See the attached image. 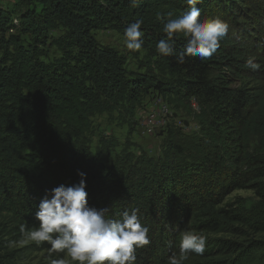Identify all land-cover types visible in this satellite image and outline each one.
Masks as SVG:
<instances>
[{"label": "trees", "instance_id": "16d2710c", "mask_svg": "<svg viewBox=\"0 0 264 264\" xmlns=\"http://www.w3.org/2000/svg\"><path fill=\"white\" fill-rule=\"evenodd\" d=\"M37 1L43 14L19 15L21 32L2 35L0 42V264H16L47 246L28 236L39 227L40 199L46 189L77 183L80 171L87 174L90 206L108 208V218L137 209L149 227L151 242L137 249L135 264H264V0L197 5L201 19L216 4L230 10L233 21L251 23L246 37L258 33L257 71L245 65L253 53L229 33L205 60L186 56L177 62L187 42L183 35L175 37L173 55H160L156 45L166 38L167 14L175 19L189 8L181 0H138L135 7L128 0ZM57 3L69 20L52 10ZM16 10L0 7V31L14 26ZM138 19L144 32L141 58L130 50L123 55L90 33L122 32ZM64 21L70 34L54 44L59 51H38L41 33L46 36L54 22ZM125 54L138 58L135 72ZM154 94L175 108L194 98L201 134L186 139L172 130L161 133L155 158L136 155L127 140L120 145L113 135L100 133L97 117L110 122L124 112L122 122L130 128L135 110ZM240 190L252 194L230 197ZM185 232L207 238L203 254H181Z\"/></svg>", "mask_w": 264, "mask_h": 264}, {"label": "clouds", "instance_id": "9594fccd", "mask_svg": "<svg viewBox=\"0 0 264 264\" xmlns=\"http://www.w3.org/2000/svg\"><path fill=\"white\" fill-rule=\"evenodd\" d=\"M135 7L138 0H130ZM201 0H187L188 10L172 19V12L163 31L166 38L158 41L157 52L162 56L175 53V37L183 35L187 42L183 51L176 57L183 63L185 57L211 58L227 37L230 25L220 17L201 19V10L197 5ZM143 20L128 24L124 31V46L132 52L141 50L144 44ZM247 68L257 71L261 65L254 57L245 61ZM159 95H156V97ZM191 98L189 103L191 105ZM199 112L196 100H194ZM79 181L74 184H60L46 189L35 211L39 227L28 233L29 239L37 244L47 242L50 264H135L136 251L148 245L149 227L142 224L138 210L124 211L120 218H108V208H96L89 205L87 174L78 172ZM207 238L195 232H185L180 239V251L188 254H203ZM63 254L52 258L53 254ZM70 258V259H66ZM171 264H178L172 260Z\"/></svg>", "mask_w": 264, "mask_h": 264}, {"label": "rangeland", "instance_id": "374dc122", "mask_svg": "<svg viewBox=\"0 0 264 264\" xmlns=\"http://www.w3.org/2000/svg\"><path fill=\"white\" fill-rule=\"evenodd\" d=\"M66 0H64L65 2ZM130 1V0H128ZM184 5L187 4V0H181ZM75 1L73 0L70 2L69 5H73ZM237 3V2H235ZM59 4V3H57ZM64 4V3H63ZM52 10L54 11L56 9L57 12L60 13V15L66 19L69 20L65 6L62 7L60 4L56 7V4H52ZM79 6V4H78ZM238 6L240 8H243L245 4L242 2H238ZM0 7L4 10L7 9L11 11L13 8H16V14L13 16L12 24L14 26H9V28H6L4 31H0V42L2 41V35L4 37H8L9 34H17L21 32V28L18 26V17L19 15H30L33 12L35 14H38L39 16L43 14L44 6L37 0H0ZM77 11V10H76ZM78 11L82 12L80 9ZM205 13L209 17H220L221 19L227 21L230 25L229 28V34L232 37H235V40L237 41V44L241 45L245 49H247L250 53H253L256 51L258 54H260L258 50L254 47V38L257 37L258 33H249L248 38L246 37L248 30L250 28L251 23H247L244 20H241L239 18H236L233 21V17H231L230 10L221 8L220 5L215 6H209ZM65 22V21H64ZM66 24H57L54 22L53 26L46 32V36L42 37L43 34H45V31L41 33L39 36L41 43H37V49L38 51H46V52H53L57 45V42L61 41L62 34H70V31L67 30L65 27ZM69 25V24H68ZM90 33L95 36V38L102 44L108 45L111 47H114V49H117L119 52L124 53L128 52V49L124 46V31L119 32L116 30H112L109 28H103V29H92L90 30ZM25 39L28 41L33 40L32 34H24ZM247 38V39H246ZM246 39V40H245ZM42 49V50H41ZM44 49V50H43ZM57 51H59V48H56ZM139 55L138 58L142 57V50L138 51ZM127 66L129 70H132L135 72V60L138 58H130L128 54H125ZM257 54L253 53L252 57H256ZM258 82L257 79L253 80L251 83L252 85H256ZM158 98H156L155 94L148 96L143 100L141 105L135 110L134 113V121L135 125H132V127L128 128L127 125H124L122 122V119H126V116L124 117V112H119V120L112 119L110 122H108L107 117L105 115L99 116L95 119V124L98 125V130L103 135H106V137L113 135L117 138L120 145L124 143L125 140L128 141V144L131 145L132 150L136 155L144 156L147 154L151 157H158L160 156V150H161V144L163 141L162 136H160L161 133L163 135H166L167 130H172L176 133H181L183 137L186 139H192L195 136H199L201 134V127L198 124L197 121V112L194 111L190 106L189 101L182 102L181 105L177 108L173 107L169 102H164L161 100V103H164L168 106L169 112L164 117L166 119V128L164 130L155 129V127H148L145 125L146 116H148L150 113H157V111H161V108L156 106L154 103ZM154 112H153V111ZM97 133L92 138V151L95 153L98 151V145H97ZM121 150V148H117L116 153H118ZM107 157L108 163H113L111 158L115 159V155L113 153H110ZM252 193L251 191H235L233 192L231 196L234 195H241L243 197L250 196ZM43 245H47L44 248L42 246H39L40 249L32 254H25L23 257V260L20 261L15 260L16 264H50L49 260V245L47 242H43ZM61 254H53L52 258H60ZM70 259V258H66ZM71 264H74V262H71Z\"/></svg>", "mask_w": 264, "mask_h": 264}, {"label": "built area", "instance_id": "2783aa9c", "mask_svg": "<svg viewBox=\"0 0 264 264\" xmlns=\"http://www.w3.org/2000/svg\"><path fill=\"white\" fill-rule=\"evenodd\" d=\"M156 106L161 108V103L158 101V105ZM145 125L148 127H155V129H161L165 127L166 125H164V114L161 113V111H157V113H150L148 116H146Z\"/></svg>", "mask_w": 264, "mask_h": 264}, {"label": "bare ground", "instance_id": "6f19581e", "mask_svg": "<svg viewBox=\"0 0 264 264\" xmlns=\"http://www.w3.org/2000/svg\"><path fill=\"white\" fill-rule=\"evenodd\" d=\"M156 98H158L154 103L156 104V105H158V101L161 103L162 101V99H161V97H159V96H157ZM194 99V98H193ZM191 103H192V105H191V107L194 109V110H197V106H196V103L194 102V100H191ZM168 112H169V108H168V106L166 105V104H164V103H161V113H163L164 114V117L168 114ZM166 123V119H164V124Z\"/></svg>", "mask_w": 264, "mask_h": 264}]
</instances>
